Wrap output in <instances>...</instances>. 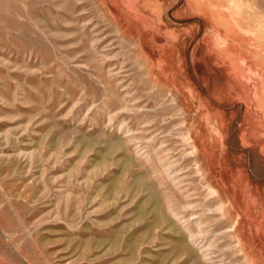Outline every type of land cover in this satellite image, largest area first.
<instances>
[{"label": "rangeland", "instance_id": "rangeland-1", "mask_svg": "<svg viewBox=\"0 0 264 264\" xmlns=\"http://www.w3.org/2000/svg\"><path fill=\"white\" fill-rule=\"evenodd\" d=\"M0 264H264V0H0Z\"/></svg>", "mask_w": 264, "mask_h": 264}]
</instances>
